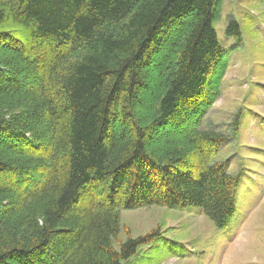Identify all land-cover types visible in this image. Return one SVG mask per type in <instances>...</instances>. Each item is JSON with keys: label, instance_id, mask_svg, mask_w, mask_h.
Instances as JSON below:
<instances>
[{"label": "trees", "instance_id": "obj_1", "mask_svg": "<svg viewBox=\"0 0 264 264\" xmlns=\"http://www.w3.org/2000/svg\"><path fill=\"white\" fill-rule=\"evenodd\" d=\"M218 14V0H0V264L186 257L158 229L115 247L121 210H198L227 230L241 174L201 129L229 64ZM225 29L237 46L239 23Z\"/></svg>", "mask_w": 264, "mask_h": 264}, {"label": "rangeland", "instance_id": "obj_2", "mask_svg": "<svg viewBox=\"0 0 264 264\" xmlns=\"http://www.w3.org/2000/svg\"><path fill=\"white\" fill-rule=\"evenodd\" d=\"M218 9L214 28L229 64L221 95L201 129L227 138L215 162L241 174L237 210L225 231L216 230L198 210H121L123 229L115 247L127 239V229L132 237L158 229L167 237V246L186 250V257L159 259L153 247H141L124 264H264V0H218ZM232 19L242 33L237 46L225 33Z\"/></svg>", "mask_w": 264, "mask_h": 264}]
</instances>
